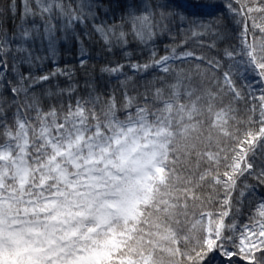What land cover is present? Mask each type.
<instances>
[{"label":"snow or ice","instance_id":"snow-or-ice-1","mask_svg":"<svg viewBox=\"0 0 264 264\" xmlns=\"http://www.w3.org/2000/svg\"><path fill=\"white\" fill-rule=\"evenodd\" d=\"M246 7L241 0H0V264H120L113 221L134 217L163 180L201 103L214 113L223 147L208 154L214 210L182 264H264V35L247 43ZM120 22L151 46L144 63L125 47L113 51L114 41L128 44ZM89 23L105 42L102 51L126 59L134 72L164 75L141 78L131 92L132 77L120 81L123 91L106 92L85 79L88 91L79 95L75 64L57 63L58 44L67 54L78 42L87 74L82 37L91 39ZM156 33L173 40L164 55ZM209 33L205 47L199 37ZM192 67L209 86H192ZM59 77L68 82L61 86Z\"/></svg>","mask_w":264,"mask_h":264},{"label":"trees","instance_id":"trees-1","mask_svg":"<svg viewBox=\"0 0 264 264\" xmlns=\"http://www.w3.org/2000/svg\"><path fill=\"white\" fill-rule=\"evenodd\" d=\"M103 3H109L110 0H102ZM126 3L127 0H124ZM134 3H154L155 0H133ZM171 3H202L204 0H169ZM217 4H222V0H214ZM246 4L247 19V43L249 45L259 44L262 35H264V0H241ZM251 9V11H248ZM98 16L107 24H116L117 20L110 15H104L101 12ZM123 15V10L118 14ZM97 23L100 20L96 21ZM122 30L127 33L126 46L115 45L113 51L119 52L121 47L133 53L131 59L144 63L146 57L150 55L151 46L145 48L131 33V24L129 22H120ZM11 24V21H9ZM80 30V26H76ZM91 39L88 36L82 37L85 55L88 58L87 74L80 71L79 44L75 39L71 41V46L67 54L63 41L58 44V61L60 67L65 63L75 64L77 72L74 75V81L77 85V93L85 95L88 91L85 85V79L91 81L97 92H106L109 88H116L123 91L120 81L126 76L132 77L128 81V89L131 92L134 85H138L141 78L151 79L153 74L157 77L164 75L161 71L150 68L144 73L134 72L127 66V60L121 59L118 55L112 56L107 49H103L104 40L98 33L91 29ZM121 30L120 27L117 29ZM111 36V34H109ZM213 35L201 36L199 40L207 47L212 43ZM189 39H192L189 34ZM156 45V51L159 55L165 54V45L172 44L173 40L167 33H156L153 37ZM177 47L189 46L175 42ZM220 48L224 47L223 41H218ZM199 50L200 44L191 45ZM143 50V51H142ZM254 50V49H252ZM171 51V49H169ZM216 51L215 48L212 49ZM157 56V58H158ZM110 60L114 63H110ZM51 61L48 65L51 66ZM115 63L124 65L121 72L109 73L101 72V67L108 65L115 66ZM179 67H189L187 65H178ZM174 75V73H173ZM247 76L248 73H245ZM61 86L67 83L66 77H59ZM185 83H188L186 80ZM209 80L203 79L196 73L192 67V86L199 90L209 86ZM195 95H199V91ZM195 96H193V99ZM182 102L190 103V100L181 97ZM227 102V101H225ZM219 98L217 104H219ZM240 113L237 111V118ZM197 121L199 123L197 124ZM175 123V121H174ZM214 113L210 112L204 103L198 104L193 113V119L187 124L189 132L182 134L176 140V145L181 147V153L178 158L169 156L167 158L168 169L163 173V180L159 178L153 187L149 198L141 204L140 209L134 217L127 220L113 221V228L117 233L114 248L116 255L120 258V264H182L185 259V251L197 242L201 234L203 225L207 222V214L214 210L216 200L213 196L212 180L215 176V167L209 163V153H216L223 147L221 137L222 131L214 126ZM223 153H221V157ZM212 169L209 171V169ZM204 216V219H201Z\"/></svg>","mask_w":264,"mask_h":264}]
</instances>
